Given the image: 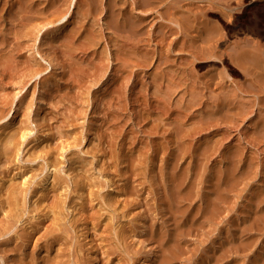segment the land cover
<instances>
[{
	"label": "rangeland",
	"instance_id": "1",
	"mask_svg": "<svg viewBox=\"0 0 264 264\" xmlns=\"http://www.w3.org/2000/svg\"><path fill=\"white\" fill-rule=\"evenodd\" d=\"M69 1L0 0V184L4 201L7 189L16 186L14 215L20 218L13 223L0 207V264H41L48 255L41 235L52 221L33 216L45 210L42 204L60 198V213L66 216L57 233L64 238L50 256L58 252L55 261L61 264H264V0H159L141 13L146 17L139 33L117 26L116 0L65 5ZM116 3L126 13L133 7V0ZM64 10L71 11L65 19L77 23L56 31L66 23L58 20ZM184 14L190 18L186 25L179 20ZM254 14L262 21V34L237 28ZM89 30L97 41L80 43ZM124 37L140 38L137 55L123 51L136 47ZM252 45L263 54L259 64L240 66L228 55ZM46 53L62 67L58 60L50 63ZM50 171L60 179L61 188L56 187L61 191L50 189L47 201L52 203L38 204L41 179ZM109 175L115 180L111 187ZM91 212L98 213L99 230H93ZM10 218L13 225L2 234ZM41 219L44 227L31 230ZM83 222L97 237L89 238L100 241L96 248L111 249L92 253Z\"/></svg>",
	"mask_w": 264,
	"mask_h": 264
},
{
	"label": "bare ground",
	"instance_id": "2",
	"mask_svg": "<svg viewBox=\"0 0 264 264\" xmlns=\"http://www.w3.org/2000/svg\"><path fill=\"white\" fill-rule=\"evenodd\" d=\"M64 1H68V0H64ZM71 1V0H70ZM70 1H69V4H65V5H68V6H70L71 4H70ZM73 2H72V5L73 6H75L76 4H75V2H76V0H72ZM95 2L96 0H86L85 2L87 3V5H88V3L90 4V5H92V2ZM117 1V0H116ZM116 1H114V3L112 4V7L113 8H115L114 10H116L117 9V14H115L117 17H118V19H117V26H120L121 28H130L132 31H134V33H139V31L142 29V27H143V22H144V20L143 19H145L144 17H146L145 15H144V17H143V13H145V10L147 11V7H149V6H147V5H149V4H152V3H155L156 1H159V0H133V7H130V11L128 12V13H126L125 12V10H123V9H118L117 8V5L119 4H117L116 3ZM166 1V0H165ZM93 2V3H94ZM164 2V1H163ZM244 2V1H243ZM99 3V2H98ZM75 4V5H74ZM161 4V3H160ZM78 5V4H77ZM98 5V4H97ZM100 5V4H99ZM153 5V4H152ZM67 7V6H66ZM88 7V6H87ZM151 7V6H150ZM154 7V6H153ZM152 7V8H153ZM77 8V7H76ZM146 8V9H145ZM238 8V7H237ZM240 8V7H239ZM244 8V7H243ZM247 8V7H246ZM65 9H68V8H65ZM149 9V8H148ZM255 9V8H254ZM129 10V9H128ZM78 11V10H77ZM81 11V10H80ZM127 11V10H126ZM149 11V10H148ZM150 11H151V9H150ZM159 11V10H158ZM79 12V11H78ZM70 13H71V11L70 10H64V12H62L60 15H59V17H58V20H66V23H63L62 25H60V27H58L57 26V28H55V30L56 31H58V30H60L61 28H64L63 29V31H65L66 29H68L70 26H71V24L72 23H74V22H72V21H70V20H68V19H65V18H67L69 15H70ZM142 13V14H141ZM162 12L160 11V14H161ZM241 13V12H240ZM154 14H156V13H154ZM159 14V13H158ZM157 14V15H158ZM84 15V14H83ZM251 15V14H250ZM124 16V17H123ZM169 16V15H168ZM183 17L182 18H179V20H181L180 21V24H181V22L184 24V25H186L188 22H189V20H190V18H189V15L188 14H184V15H182ZM237 16V15H236ZM247 16H249V15H247ZM246 16V17H247ZM259 16V15H258ZM157 17V16H156ZM175 17V16H174ZM243 17H244V15H243ZM57 18V17H56ZM171 18V17H170ZM176 18V17H175ZM75 19V18H74ZM98 19V18H97ZM116 19V18H115ZM249 19V18H248ZM121 20V25H120V21ZM171 20H173V19H171ZM175 20V19H174ZM173 20V21H174ZM176 20H177V18H176ZM244 20V19H243ZM82 21V20H81ZM84 21V20H83ZM94 21V20H93ZM93 21H91V22H93ZM146 21H147V19H146ZM65 22V21H64ZM90 22V23H91ZM115 22V21H114ZM176 23H179L178 21H175ZM233 22V21H232ZM261 20L260 19H258V18H256V16H255V14L253 15V17H251L249 20H245L243 23H238L237 24V28L239 29V30H243V31H247V32H251V33H255V34H262L263 33V31H261V29H260V24H261ZM76 23H77V21H76ZM75 23V24H76ZM79 23V22H78ZM149 23V22H148ZM80 24V23H79ZM78 24V25H79ZM83 24V23H82ZM92 24H94V23H92ZM179 24V25H180ZM234 24V23H233ZM95 25V24H94ZM93 25V26H94ZM97 25V24H96ZM100 25V24H99ZM98 25V26H99ZM108 25V24H107ZM77 26V25H76ZM114 26V25H113ZM235 26V25H234ZM79 27V26H78ZM80 27H81V25H80ZM79 27V28H80ZM89 27V26H88ZM106 27V26H105ZM110 27V26H109ZM108 27V28H109ZM78 28V29H79ZM85 28V27H84ZM90 28V27H89ZM96 28V27H95ZM119 28V27H118ZM72 29H74V27L73 28H71L70 29V31L69 32H67L69 35L71 34V30ZM92 29V28H91ZM90 29V30H91ZM126 29V30H127ZM75 30V29H74ZM83 30V29H82ZM89 30V31H90ZM97 31V30H96ZM101 31V30H100ZM74 32V31H73ZM102 32V31H101ZM67 33H65V34H67ZM77 33V32H76ZM86 33V32H85ZM100 33V32H99ZM98 33V34H99ZM114 33V32H113ZM95 34V32H94V30L91 32H87L83 37H81V38H83V39H79V42L80 43H82V41L83 40H85V41H83L84 43H88V44H93V43H95V41H97V34L96 35H94ZM127 34V33H126ZM67 36V35H65L66 37H68V40L69 41H71V39L70 38H72V36L70 37V36ZM82 35V34H81ZM100 35V34H99ZM109 35V34H108ZM137 35V34H136ZM140 34H138V36H139ZM251 35V34H250ZM264 35V34H263ZM135 36V35H134ZM256 36V35H255ZM70 37V38H69ZM74 37V36H73ZM98 37H100V36H98ZM102 37H104V36H102ZM108 37V36H107ZM132 37H133V35H132ZM263 37V36H262ZM113 38V37H112ZM125 38V37H124ZM101 39V38H100ZM110 39H111V37H110ZM116 39V38H115ZM120 39V38H119ZM78 40V39H77ZM114 40V39H113ZM124 40H126V43H128V41H130L131 43H134L135 42V48H132L133 46L132 45H130L131 43H129V45L130 46H127V47H129V49L127 48V49H125L123 46H122V44H121V46H118V47H122V49H123V51L124 50H130V51H128L127 53L129 54V52L130 53H134V55H137V52H138V46H139V42L141 41L140 40V38H138L137 40L134 38V40L133 39H130L129 37H126ZM69 41H67L68 43H69ZM118 41V40H117ZM134 41V42H133ZM247 41V40H246ZM66 42V43H67ZM109 42V41H108ZM111 42V41H110ZM114 42V41H113ZM116 42V41H115ZM122 43H124L125 41H121ZM67 43V44H68ZM83 43V44H84ZM117 43V42H116ZM73 44V43H72ZM87 44V45H88ZM112 44V43H111ZM125 44V43H124ZM238 44V43H237ZM91 45H89V46H91ZM128 45V44H127ZM70 46V45H69ZM88 46V47H89ZM116 46V45H115ZM132 46V47H131ZM246 46V45H245ZM249 46V45H248ZM253 46V45H252ZM252 46H250V47H243L240 51L238 50V52L237 53H233V55L231 54V53H229L228 55H229V57L237 64V65H243V64H245L246 62H250V63H258V62H260V60H261V56L263 55H260L259 54V52L257 51V48L256 47H258L257 45H256V47H255V45L252 47ZM239 48V47H238ZM97 51V50H96ZM116 51V50H115ZM227 51V50H226ZM94 52V51H93ZM93 52H92V54H93ZM101 52V51H100ZM100 52H99V54H100ZM223 53H222V56H224V51H222ZM126 52H124V55H128ZM264 53V52H263ZM45 54V53H44ZM92 54H91V56H92ZM120 54V53H119ZM105 55V54H104ZM103 55V56H104ZM130 55V54H129ZM201 55V54H200ZM46 56H47V53H46ZM48 56H50V54L48 53ZM47 56V57H48ZM52 56V57H51ZM50 56V58H48V59H50V63H52L51 62V60L54 62V60H55V62L54 63H56V64H58L57 62L59 61L58 59H54V58H56V57H53L54 55H51ZM95 56V55H94ZM99 56V55H98ZM115 56H117V54L115 55ZM121 56H122V54H121ZM139 56V55H138ZM102 57V56H101ZM203 57V56H202ZM205 57V56H204ZM122 58L124 59V57L122 56ZM126 58H128V57H126ZM138 58V57H137ZM140 58V57H139ZM105 59V58H104ZM106 59H108V58H106ZM120 59V58H119ZM130 59V58H129ZM223 59H225V58H223ZM58 60V61H57ZM67 60V59H66ZM92 60V59H91ZM95 60V59H94ZM103 60V59H102ZM109 60V59H108ZM117 60V59H116ZM125 60V59H124ZM49 61V60H48ZM93 61V60H92ZM104 61V60H103ZM106 61V60H105ZM132 61V60H131ZM130 61V63L132 64V63H134L133 61L131 62ZM135 61V60H134ZM100 62V61H99ZM98 62V63H99ZM120 62H121V60H120ZM232 62V61H231ZM49 63V64H50ZM92 63V62H91ZM90 63V64H91ZM104 63V62H103ZM122 63V62H121ZM127 63H129V61L127 62ZM129 63V64H130ZM141 63V62H140ZM249 63V64H250ZM55 64V65H56ZM59 64H60V61H59ZM116 64H118V63H116ZM115 64V65H116ZM120 64V63H119ZM122 64H124V63H122ZM135 64V63H134ZM133 64V65H134ZM139 64V63H138ZM247 64V63H246ZM245 64V65H246ZM259 64V63H258ZM98 65V64H97ZM96 65V66H97ZM105 65V64H104ZM140 66H141V64H139ZM251 65V64H250ZM262 65V64H261ZM59 66H61V64L59 65ZM87 66V65H86ZM106 66H107V64H106ZM130 66V65H129ZM128 66V67H129ZM136 66H137V64H136ZM62 67V66H61ZM118 67V66H117ZM135 67V66H134ZM168 67V66H167ZM166 67V68H167ZM234 67V66H233ZM243 67H245V66H243ZM255 67V66H254ZM97 68H98V66H97ZM121 68H123V67H121ZM158 68V67H157ZM156 68V69H157ZM173 68V67H172ZM116 70V69H115ZM121 70V69H120ZM123 70V69H122ZM164 70V69H163ZM232 70H234L235 71V69H233L232 68ZM263 70V69H262ZM90 71V70H89ZM93 71V70H92ZM100 71H103V70H100ZM154 70H152V72H153ZM156 71V70H155ZM168 71H169V69H168ZM170 71H171V69H170ZM244 71H246V70H244ZM255 71V70H254ZM261 71V70H260ZM91 72V71H90ZM99 72V71H98ZM117 72V71H116ZM99 73H101V72H99ZM123 73H125V71L123 72ZM122 73V74H123ZM169 73H171V72H169ZM179 73V72H178ZM251 73V72H250ZM35 74V73H34ZM157 74V73H156ZM161 74V73H160ZM174 74V73H173ZM177 74V73H176ZM256 74H258V73H256ZM263 74V73H262ZM91 75V74H90ZM89 75V76H90ZM157 75H159V74H157ZM166 75V74H165ZM252 75H253V73H252ZM96 76V75H95ZM118 76H121V73H120V75H118ZM169 76H171V74L169 75ZM173 76V75H172ZM175 76V75H174ZM177 76H178V74H177ZM260 76V75H259ZM101 77V76H100ZM123 77V76H122ZM121 77V78H122ZM155 77V76H154ZM165 77V76H164ZM179 77V76H178ZM181 77V76H180ZM250 77H252V76H250ZM255 77V76H254ZM92 78V77H91ZM95 78V77H94ZM175 78V77H174ZM245 78V77H244ZM120 79V78H119ZM118 79V80H119ZM165 79V78H164ZM176 79V78H175ZM180 79V78H179ZM252 79V78H251ZM115 80V79H114ZM168 80V79H167ZM171 80H173L172 78L169 80V81H171ZM88 81H90V80H88ZM116 82H117V80H115ZM123 81V80H122ZM175 81H179V80H175ZM174 81V82H175ZM259 81V80H258ZM167 82V81H166ZM172 82V81H171ZM251 82V81H250ZM123 83V82H122ZM249 83V82H248ZM121 84V83H120ZM171 84V83H170ZM175 85V84H174ZM174 85L172 86V84L170 85L171 86V88H168V89H173L174 88ZM261 85V84H260ZM120 86V85H119ZM257 86V85H256ZM166 87H169V82H168V84H167V86ZM173 87V88H172ZM253 87H254V85H253ZM110 90V89H109ZM190 90V89H189ZM195 90V89H194ZM193 90V91H194ZM240 90H242V89H240ZM245 89H243V91H244ZM193 91H191L192 93H193ZM169 92V91H168ZM190 92V93H191ZM195 92V91H194ZM248 92V91H247ZM172 93H173V91H172ZM189 93V92H188ZM170 94V93H169ZM231 94V93H230ZM192 96H193V94H191ZM190 95V96H191ZM238 95V94H237ZM236 95V96H237ZM227 96V95H226ZM231 96H233L232 94H231ZM41 97H43V95H41ZM230 97V96H229ZM46 98V97H45ZM231 98V97H230ZM233 98V97H232ZM236 98V97H235ZM238 98V97H237ZM245 98V97H244ZM167 99H169V98H167ZM191 99V98H190ZM193 99V98H192ZM249 99V98H248ZM244 100V99H243ZM167 101V100H166ZM166 101H161V102H166ZM226 101V100H225ZM231 101V100H230ZM235 101V100H234ZM240 101V100H239ZM236 102V101H235ZM245 102V101H244ZM234 103V102H233ZM169 104V103H168ZM225 105V104H224ZM230 105V104H229ZM40 107V106H39ZM40 110V109H39ZM169 110V109H168ZM175 110V109H174ZM182 110H184V109H182ZM181 110V111H182ZM196 113H198V112H196ZM200 113V112H199ZM198 113V114H199ZM41 119L42 118H44L43 117V114L41 113ZM185 116H186V114H185ZM185 116H183V117H185ZM193 117V116H192ZM44 120V119H43ZM45 121V120H44ZM181 121V120H180ZM189 121V120H188ZM194 121V120H193ZM256 121V120H255ZM264 121V120H263ZM171 122V121H170ZM186 122V121H185ZM195 122V121H194ZM193 122V123H194ZM190 123V122H189ZM8 124V123H7ZM48 124V123H47ZM45 125V124H44ZM264 125V124H263ZM46 126H48V125H46ZM183 126V125H182ZM189 126V125H188ZM190 127H191V125H190ZM4 128V127H3ZM46 128V127H45ZM198 128V127H197ZM202 128V127H201ZM171 129V128H170ZM46 130V129H45ZM190 130V129H189ZM44 131V130H43ZM49 131V130H48ZM50 131H51V128H50ZM182 131V130H181ZM184 131V130H183ZM182 131V132H183ZM188 131V130H187ZM187 131H185V132H187ZM47 132V131H46ZM182 132H180L181 134H182ZM190 132V131H189ZM189 132H187V133H189ZM170 133V132H169ZM186 133V134H187ZM194 133V132H193ZM22 134H24V132L22 133ZM99 134V133H98ZM191 135V134H190ZM97 136V135H96ZM99 136V135H98ZM171 137V136H170ZM190 136L188 135V138H189ZM101 138V137H100ZM170 139V138H169ZM174 139V138H173ZM181 139V138H180ZM186 139V138H185ZM100 140V139H99ZM189 140V139H188ZM7 141V140H6ZM171 141V140H170ZM187 141V140H186ZM204 141V140H203ZM8 142V141H7ZM90 142V141H89ZM8 143H10V142H8ZM183 143V142H182ZM100 144H101V142H100ZM5 145H7V143H5ZM172 145H173V142H172ZM187 145V144H186ZM203 145H204V143H203ZM96 146H98V145H96ZM6 147V146H5ZM99 147H100V145H99ZM102 148V147H101ZM136 150V149H135ZM100 151V150H99ZM3 152V155L5 156L6 154H5V152L4 151H2ZM7 153V152H6ZM101 153V152H100ZM124 153H126V152H124ZM47 154V153H46ZM121 154V153H120ZM172 155V154H171ZM104 156V155H103ZM106 156V155H105ZM108 156V155H107ZM126 156V155H125ZM120 157V156H119ZM130 156L128 155V158H129ZM47 158V157H46ZM50 158V157H49ZM51 158H53V157H51ZM55 158V157H54ZM107 158H109L110 159V157H107ZM117 158V157H116ZM102 159V158H101ZM103 159H104V157H103ZM126 159V158H125ZM113 160V159H112ZM118 160V159H117ZM117 160H116V162H117ZM131 160V159H130ZM46 161H49L48 163H50V161L51 160H47L46 159ZM53 161V160H52ZM113 161H115V160H113ZM134 161V160H133ZM56 162V161H55ZM102 162V161H101ZM103 162H104V160H103ZM126 162V161H125ZM128 162V161H127ZM52 163V162H51ZM133 163V162H132ZM103 163H101V165H102ZM105 164V163H104ZM118 164H119V162H118ZM49 165V164H48ZM47 165V166H48ZM56 165H58V162H57V164ZM80 165V164H79ZM82 165V164H81ZM113 165V164H112ZM120 165V164H119ZM118 165V166H119ZM133 165V164H132ZM50 166H51V164H50ZM115 166V165H114ZM57 167V166H56ZM60 167V166H59ZM78 167V166H77ZM77 167H76V169L75 170H77ZM83 167V166H82ZM116 167V166H115ZM132 167V166H131ZM54 168H55V166H54ZM54 168H52L53 170H54ZM73 168V167H72ZM119 168H120V166H119ZM119 168H118V171H119ZM124 168V167H123ZM42 169V168H41ZM50 169V168H49ZM111 169V168H110ZM113 169V168H112ZM111 169V170H112ZM133 169V168H132ZM108 170V169H107ZM80 171H82V170H80ZM105 171V170H104ZM109 171L110 170H108V173H109ZM113 171H115V170H113ZM125 171V170H124ZM57 172H59V171H57ZM111 172V171H110ZM120 172V171H119ZM75 173V172H74ZM125 173H126V171H125ZM127 173H128V171H127ZM179 173V172H178ZM182 173V172H181ZM25 174V173H24ZM23 174V175H24ZM93 174V173H92ZM118 174H120V173H118ZM133 174V173H132ZM22 175V176H23ZM69 175H70V173H69ZM77 175V174H76ZM107 175V174H106ZM105 175V176H106ZM181 175V174H180ZM21 176V175H20ZM21 176V177H22ZM74 175H72V177H73ZM78 176V175H77ZM76 176V177H77ZM80 176H81V174H80ZM108 176V175H107ZM117 176V175H116ZM75 177V176H74ZM73 177V178H74ZM92 177V176H91ZM94 177V176H93ZM109 177H110V175H109ZM115 177V176H114ZM113 177V178H114ZM119 177V176H118ZM128 177V176H127ZM126 177V178H127ZM183 177V176H182ZM12 178V177H11ZM31 178H32V176H31ZM62 178V177H61ZM87 178H89V177H87ZM106 178V177H105ZM108 178V177H107ZM112 177H110V179H111ZM121 178V177H120ZM171 178V177H170ZM174 178H176V177H174ZM173 178V179H174ZM26 179V178H25ZM77 179V178H76ZM83 179V178H82ZM85 179V178H84ZM180 179V178H179ZM59 178L56 176V173L55 172H53V171H50V173H48V174H46L42 179H41V183H42V185H41V188H43V190H39L40 192V195L39 196H37L38 198H37V200H36V203L38 202V204H41V203H44V202H46L47 201V199H48V197H50V196H48V193L51 191L50 189H55V187L57 186L58 188H61V185H60V182H59ZM86 180V179H85ZM108 181H107V183H108V185H110V187H111V185L113 184L114 185V181H112L113 179H111L110 181H109V178L107 179ZM119 180V179H118ZM176 180H177V178H176ZM183 180H185V179H183ZM26 181V180H25ZM25 181H22L23 183L25 182ZM73 181H75V180H73ZM88 181V180H87ZM122 181V180H121ZM129 181V180H128ZM171 181H173V180H171ZM170 181V182H171ZM175 181V180H174ZM177 181H179V180H177ZM181 181H182V179H181ZM66 182V181H65ZM81 182V181H80ZM83 183H84V181H82ZM126 182V181H125ZM123 183V182H122ZM129 183V182H128ZM175 183V182H174ZM180 183V182H179ZM178 183V184H179ZM12 184H13V182H12ZM25 184H28V183H25ZM62 184V183H61ZM91 184V183H90ZM131 184V183H130ZM10 185V184H9ZM83 185V184H82ZM87 185V184H86ZM118 185V184H117ZM128 185V184H127ZM137 185V184H136ZM188 185V184H187ZM5 186V185H4ZM13 186V185H12ZM11 186V188H10V186H9V188L10 189H7V190H10V191H7V192H9L8 193V195L11 197H9L8 195V197H7V199L9 198V199H11V200H7L6 198H5V201L2 199V196H3V192L5 191V189H4V187L2 186V183L0 184V204H2L3 206H0L1 207V209H2V211H4V210H7L6 211V215H7V217H12V220H13V223L15 222V221H17V220H19L20 218H18L16 215H19V214H16V215H14V213H16L15 212V210L16 211H18L17 210V206H18V203H17V201H19V200H17L16 201V197H14V195L13 194H15L14 193V189L16 188V186H14V187H12ZM64 186H65V183H64ZM66 186H67V184H66ZM75 186V185H74ZM176 186V185H175ZM181 185L179 184V187H180ZM56 187V190H58V192L59 191H61V190H59L58 188ZM63 187V186H62ZM76 187V186H75ZM78 187V186H77ZM85 187V186H84ZM89 187V189H90V185L88 186ZM113 187H115L113 190H115L117 187L116 186H113ZM112 187V188H113ZM119 187V186H118ZM125 187V186H124ZM135 187V186H134ZM133 187V188H134ZM171 187V186H170ZM178 187V188H179ZM65 188V187H64ZM68 188V187H67ZM66 188V189H67ZM81 188V187H80ZM83 188V187H82ZM137 188V187H136ZM172 189H173V187H171ZM175 188V187H174ZM21 189V188H20ZM85 189H86V187H85ZM92 189V188H91ZM90 189V190H91ZM120 190V188H117L116 190ZM4 190V191H3ZM63 190V189H62ZM83 190V189H82ZM90 190H87V191H90ZM122 190V189H121ZM135 190V189H134ZM174 190V189H173ZM186 190V189H185ZM189 190V189H188ZM3 191V192H2ZM36 191H37V189H36ZM55 191V190H54ZM77 191H79V187H78V190ZM181 191V190H180ZM187 191V190H186ZM190 191V190H189ZM56 192V191H55ZM54 192V193H55ZM64 192V191H63ZM80 192H82L81 190H80ZM118 192V191H117ZM129 192H130V190H129ZM135 192V191H134ZM182 192V191H181ZM60 193V192H59ZM59 193H57V196H58V194ZM65 193V192H64ZM85 192H82V194H84ZM91 193V195H92V192L90 191L88 194H90ZM113 193V192H112ZM121 194H122V191L120 192ZM136 193V192H135ZM170 193V192H169ZM175 193V192H174ZM16 194H18V193H16ZM16 194H15V196H16ZM79 194V193H78ZM187 194H189V193H187ZM53 195V194H52ZM61 195V194H60ZM60 195H59V197H60ZM87 195V194H86ZM90 195V196H91ZM120 195V194H119ZM132 195V194H131ZM130 195V196H131ZM139 195V194H138ZM140 195H142V194H140ZM172 195V194H171ZM175 195V194H174ZM181 195V194H180ZM19 196V195H18ZM54 196V195H53ZM79 196H80V194H79ZM82 196V195H81ZM80 196V197H81ZM115 196H117V195H115ZM176 196V195H175ZM178 196V195H177ZM63 197V196H62ZM66 197V196H65ZM65 197H63V198H65ZM79 197V198H80ZM83 197V196H82ZM86 197V196H85ZM126 197H127V194H126ZM135 197V196H134ZM139 197V196H138ZM180 198L182 197V195L181 196H179ZM16 198V199H15ZM51 198V197H50ZM55 199H56V197H54ZM62 198V201L64 200ZM93 198V197H92ZM111 198V197H110ZM123 198V197H122ZM131 198V197H130ZM133 198V197H132ZM54 199V200H55ZM61 199V198H60ZM59 199V200H60ZM109 199V198H108ZM218 199V198H217ZM7 200V201H6ZM57 200H58V198H57ZM58 200V201H59ZM111 200H113V199H111ZM116 200L118 201V199L116 198ZM124 200V199H123ZM127 200V199H126ZM138 200V199H137ZM140 200V199H139ZM176 200V199H175ZM189 200V199H188ZM216 200V199H215ZM49 201H51V200H49ZM49 201H47V202H49ZM58 201H56V203L54 202V203H52V201H51V203H52V205H49V204H42V205H44V209L45 210H43V211H39V210H37L38 211V213H37V211L36 210H34V212L35 213H37V214H35V216H33L34 217V219L35 220H37V219H39V218H41L40 216L42 215L43 217H42V219H49V221H52L51 223V227H48V225H47V227L49 228H47V229H45L44 231H43V234L41 235V237H43L44 236V244H43V248L45 249V251H46V254H48V255H45V256H43L42 257V259H41V264H58V263H60L61 264V262L59 261V262H57V261H55V260H58L57 258H59V253L58 252H55L56 254H58V255H51L50 256V254H51V250H53L54 248H53V246L56 244V246L58 245V249L61 247V244H62V242L61 243H59L60 242V239H62V238H64V237H62V236H60V234L59 233H57V232H59L60 230H62L61 229V227L63 226H59V224H60V221L61 220H63V218L62 217H65V216H63V214H62V216H61V210H60V208H59V206H58ZM62 201H61V203H62ZM65 201V200H64ZM63 201V202H64ZM84 201V200H83ZM82 201V202H83ZM107 201V200H106ZM115 201V200H114ZM128 201V200H127ZM134 201H136V200H134ZM122 202V201H121ZM126 202V201H125ZM129 202V201H128ZM61 203L59 202V204L61 205ZM108 203V207L109 206H112V202H110V200L107 202ZM118 203V202H117ZM174 203V202H173ZM7 204V205H6ZM175 204V203H174ZM186 204V203H185ZM218 204V203H217ZM5 205V206H4ZM36 205V204H35ZM49 205V206H48ZM83 204L81 203V205L80 206H82ZM40 205H38V207H39ZM95 206V205H94ZM93 206V207H94ZM124 206V205H123ZM177 206V205H176ZM180 206V205H179ZM182 206V205H181ZM4 207V208H3ZM5 207H7L6 209H5ZM20 207V206H19ZM37 207V206H36ZM85 207H86V205H85ZM139 207H140V205H139ZM41 208H42V206H41ZM63 208V207H62ZM100 208H102V204H101V207ZM180 208V207H179ZM183 208V206L180 208V209H182ZM203 208V207H202ZM19 209V208H18ZM21 209V208H20ZM32 209V208H31ZM31 209H30V211H31ZM35 209V208H34ZM87 209V208H86ZM95 209V208H94ZM119 209V208H118ZM123 209V208H122ZM82 210V209H81ZM92 210V209H91ZM99 210V209H98ZM107 210V209H106ZM115 210V209H114ZM86 211V210H85ZM88 211V210H87ZM93 211V210H92ZM110 211V210H109ZM126 211H127V209H126ZM130 211V210H129ZM183 211H184V209H183ZM205 211V210H204ZM5 212V211H4ZM23 212V211H22ZM41 214H40V213ZM65 212V211H64ZM63 212V213H64ZM106 212V211H105ZM123 212H125V211H123ZM132 212V211H131ZM79 213H80V211H79ZM81 213L83 214V211H81ZM95 213V212H94ZM94 213H90L91 214V216H92V218L90 219V223H91V225H93V230H99V228H100V226H99V224L100 223H98V221H97V223H96V221L94 220V217H95V219H96V216H95V214ZM128 213V212H127ZM40 214V215H39ZM49 214H51V217L49 216ZM76 214H78L77 212H76ZM90 214H88V215H90ZM98 214V213H97ZM96 214V215H97ZM102 214H103V212H102ZM137 214V213H136ZM144 214V213H143ZM79 215H81V214H79ZM3 216V215H2ZM22 216V215H21ZM83 216V215H82ZM99 216V215H98ZM97 216V217H98ZM123 216V215H122ZM186 216V215H185ZM50 217V218H49ZM80 217V216H79ZM188 217V216H187ZM31 218H32V216H31ZM84 218V217H83ZM83 218H82V220H83ZM99 218V217H98ZM34 219H33V221L31 220V222L29 223V224H31L32 223V225H33V223H34ZM42 219H41V221L40 220H38V221H35V224L36 225H38L39 227H35V228H31V230H34V231H40V229H41V227H44L43 226V224L44 223H42ZM66 219V218H65ZM77 218H75V220H76ZM85 219V218H84ZM108 219H109V217H108ZM73 220H74V218H73ZM86 220H88V219H86ZM85 220V221H86ZM98 220V219H97ZM10 221H11V218L9 219V221H6L7 222V224H5L4 226L5 227H3L4 229H3V233L2 234H4V233H6L8 230H9V228L13 225V223H10ZM93 221H95V223L93 222ZM129 221V220H128ZM3 222V221H2ZM37 222V223H36ZM81 222V221H80ZM104 222H106V221H104ZM108 222V221H107ZM124 222V221H123ZM73 223V222H72ZM90 223L89 224H87V222H86V224H84V222H83V224H84V226H83V229H84V237L85 238H89V236H92V235H95V234H93V232L91 233V232H89L90 231ZM129 223V222H128ZM0 224H2V223H0ZM48 224V223H47ZM54 224V225H53ZM109 224V223H108ZM111 224V223H110ZM110 224H109V227H110ZM121 224V223H120ZM125 224V223H124ZM137 224V223H136ZM140 224V223H139ZM3 225V224H2ZM118 225V224H117ZM142 225H143V223H142ZM142 225H140V226H142ZM31 226V225H30ZM49 226H50V222H49ZM82 226V225H81ZM104 226H106V225H103L102 226V228L101 229H103V227ZM108 226V225H107ZM112 226V225H111ZM108 227V228H109ZM113 227H114V225H113ZM112 227V228H113ZM118 227H119V225H118ZM126 226H124V228H125ZM128 227H130V226H128ZM22 228V227H21ZM25 228V229H24ZM22 230H25V231H27L26 230V228L27 227H24ZM124 228H122V227H120V228H118L119 229V231L120 232H122L123 233V231L125 230ZM137 228H139V227H137ZM27 229H29V228H27ZM81 229V228H80ZM101 229H100V231H101ZM111 229V228H110ZM117 228H116V225H115V230H116ZM127 229V228H126ZM128 229H130V228H128ZM93 230H91V231H93ZM21 231V230H20ZM24 231V232H25ZM33 231V232H34ZM42 231V230H41ZM99 231V233H101ZM108 231V230H107ZM118 231V230H117ZM118 231V232H119ZM137 231V230H136ZM19 232V231H18ZM81 232V231H80ZM79 232V233H80ZM95 232V231H94ZM103 232V231H102ZM118 232H117V234H118ZM119 232V233H120ZM133 232L134 231H131V233L133 234ZM138 232V231H137ZM40 233V232H39ZM62 233V232H61ZM88 233V234H87ZM97 233V232H96ZM109 233V232H108ZM129 233H130V231H129ZM128 232H127V235H130ZM135 233V232H134ZM27 234L29 235V239H32V232L30 231H27ZM103 234V233H102ZM116 234V235H117ZM131 234V235H132ZM138 234V233H137ZM25 235V234H24ZM97 235H98V233H97ZM130 235V236H131ZM38 236V235H37ZM96 237V235L94 236V238ZM99 237V236H98ZM102 237V236H101ZM100 237V238H101ZM106 237V236H105ZM125 237V236H124ZM123 237V238H124ZM25 238H26V235H25ZM28 238H27V240H28ZM97 238V237H96ZM102 238H104V237H102ZM102 238H101V240H102ZM109 238H110V236H109ZM122 238V237H121ZM120 238V239H121ZM35 239V238H34ZM92 239V240H91ZM111 240H112V238H110ZM109 239V241H111ZM134 239V238H133ZM139 239V238H138ZM22 240H24V237H23V239ZM39 240V239H38ZM89 240V243H87V244H89L88 246H90V247H92V248H94V250L92 251V253H95L96 251H97V249L98 250H101L102 248L99 246V248H96L98 245H99V243H100V241H99V243L97 244V242L98 241H94L93 240V238L91 237V238H89L88 239ZM99 240V239H98ZM107 239H105V241H106ZM124 240V239H123ZM142 240V239H141ZM156 240V239H155ZM161 240V239H160ZM7 241H9V240H7ZM12 241H14V239H12ZM20 241V240H19ZM25 242L23 243V245H25V243H26V239L24 240ZM33 241V240H32ZM35 241V240H34ZM66 241V240H65ZM94 241V242H93ZM122 241V240H121ZM159 241V240H158ZM171 241V240H170ZM16 242V241H15ZM14 242V243H15ZM29 242V241H28ZM27 242V243H28ZM95 242H96V244L97 245H95ZM103 242V241H102ZM113 242V241H112ZM134 242V241H133ZM11 243V242H10ZM21 243V242H20ZM63 243H64V241H63ZM90 243H92L91 245H90ZM107 243V242H106ZM155 243V242H154ZM18 244V243H17ZM32 244H35L34 242L32 243ZM86 244V245H87ZM102 244V243H101ZM111 244H113V245H115L114 243H111ZM16 245V244H15ZM37 245H39L38 243H37ZM59 245H60V247H59ZM67 244H65V245H63V246H66ZM103 245V247H105V244H102ZM101 245V246H102ZM109 245H110V243H109ZM9 246V245H8ZM32 247H30V248H32L33 249V246H35V245H31ZM107 246V245H106ZM22 247V246H21ZM24 247V246H23ZM23 247H22V249H23ZM28 247V246H27ZM40 247V246H39ZM90 247H89V249H90ZM109 248H110V246H108ZM108 247H106V249L105 250H103L104 252H107L106 250H107V248ZM115 247V246H114ZM13 248V247H12ZM18 248L19 247H17V250H18ZM26 248V247H25ZM27 249H29V248H27ZM36 249V248H35ZM56 249V248H55ZM64 249V248H63ZM111 249V248H110ZM114 249H116V247L114 248ZM8 250V249H7ZM10 250V249H9ZM14 250V249H13ZM122 250V249H121ZM164 250V249H163ZM162 250V251H163ZM16 251V250H15ZM23 251V250H22ZM28 251V250H27ZM36 251H38V250H36ZM44 251V252H45ZM88 251V250H87ZM89 251H91V250H89ZM103 251H99V252H102L101 253V255L103 254ZM116 251V250H115ZM120 251V250H119ZM11 252V251H10ZM21 252V251H20ZM42 252V251H41ZM53 254H54V252H52ZM62 253H65V252H62ZM118 253V252H117ZM116 253V254H117ZM31 254V253H30ZM121 254V253H120ZM17 255V254H16ZM26 255H27V252H26ZM29 255V254H28ZM33 255V254H32ZM91 255V254H90ZM93 255V254H92ZM92 255H91V257H92ZM113 255H114V253H113ZM10 256V255H9ZM19 256V255H18ZM25 256V255H24ZM34 256V255H33ZM33 256H31V257H33ZM95 256H97V254L96 255H93V260L94 259H97V258H95ZM104 256V255H103ZM102 256V257H103ZM106 256V255H105ZM104 256V257H105ZM108 256V255H107ZM124 256V255H123ZM122 256V257H123ZM30 257V259H32ZM90 257V258H91ZM98 257V256H97ZM104 257H103V259H104ZM163 257V256H162ZM165 257V256H164ZM20 258H22L21 257V255H20ZM35 258V257H34ZM37 258H39V257H37ZM120 258V257H119ZM120 259H122V258H120ZM124 259H126V258H124ZM141 259V258H140ZM166 259V258H165ZM9 260H11V259H9ZM17 261H18V259H16ZM21 260V259H20ZM40 260V259H39ZM115 260V259H114ZM114 260H113V262H114ZM159 260H161V259H159ZM167 260H168V258H167ZM15 261V260H14ZM22 261V260H21ZM31 261V260H30ZM35 261V260H34ZM68 261V260H67ZM103 261V260H102ZM105 261V260H104ZM119 261V260H118ZM162 261V260H161ZM7 262V260L5 261V263ZM107 262V261H106ZM112 262V263H113ZM117 262V261H116ZM120 262V261H119ZM123 262V261H122ZM121 262V263H122ZM124 262H125V260H124ZM103 263V262H102ZM10 264V263H9ZM14 264H15V262H14ZM37 264V263H36ZM98 264H100V263H98ZM117 264H119V263H117Z\"/></svg>",
	"mask_w": 264,
	"mask_h": 264
}]
</instances>
